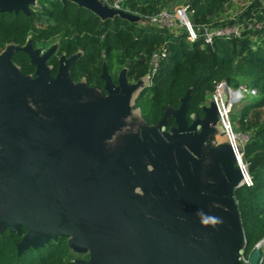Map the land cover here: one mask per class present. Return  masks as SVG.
<instances>
[{"label": "water", "instance_id": "1", "mask_svg": "<svg viewBox=\"0 0 264 264\" xmlns=\"http://www.w3.org/2000/svg\"><path fill=\"white\" fill-rule=\"evenodd\" d=\"M36 1L0 0V11L28 15ZM71 1L102 19H137L102 0ZM56 47L0 53V233L21 237L18 253L66 238L88 255L76 264H260L264 239L247 258L235 195L250 177L237 165L242 146L217 140L226 98L189 121L188 89L148 124L136 106L148 76L131 83L124 67L116 84L104 64V88L75 81L81 51L64 53L52 76Z\"/></svg>", "mask_w": 264, "mask_h": 264}, {"label": "trees", "instance_id": "2", "mask_svg": "<svg viewBox=\"0 0 264 264\" xmlns=\"http://www.w3.org/2000/svg\"><path fill=\"white\" fill-rule=\"evenodd\" d=\"M175 1L122 0V9L135 15V21L119 16L102 19L71 0L51 2L49 10L43 11L46 15L42 24L39 17L33 15L0 12V49L10 43L22 46L29 37L35 47H47L57 41L59 54L70 57L82 52L71 68V78L75 81L85 78L90 86L103 87L104 64L115 79L126 67L131 72L128 76L131 80L136 75L135 68L141 67L138 56H151L155 50L166 46L168 56L161 62L152 84L136 102L148 124H156L168 105L179 107L188 89H191L188 120L191 121L193 113L203 116L202 105L209 101L216 85L222 81L235 83V86L245 82L256 89L257 94L250 97L241 110L244 121L252 110L264 106V32L257 31L243 38H216L210 45L204 44L202 39L189 41L185 30L170 32L141 20ZM180 1L188 5L193 19L207 21L210 13L221 11L224 0ZM257 34L263 41L255 40ZM14 61L24 73L34 72L28 57L16 54ZM173 124L175 120L171 118L169 125ZM250 136L244 145V159L249 164L252 183L244 184L235 194L248 241L247 258L264 239V123ZM20 240L18 234L8 230L0 233V264H76L75 259L88 258L69 248L66 238L19 254L17 243ZM261 251L260 264H264V248Z\"/></svg>", "mask_w": 264, "mask_h": 264}, {"label": "built area", "instance_id": "3", "mask_svg": "<svg viewBox=\"0 0 264 264\" xmlns=\"http://www.w3.org/2000/svg\"><path fill=\"white\" fill-rule=\"evenodd\" d=\"M104 3L110 5L111 7L122 9L121 1L122 0H102ZM193 12L190 11L188 5L185 7H179L175 11L170 12L167 9L160 10L157 13L150 15L147 19L142 18L141 20L147 21L150 25L158 27L160 29H168L170 32H179V28L184 27L187 32V39L191 42L196 41L197 39H202L204 44L212 45L216 38L224 39H233L239 38L244 29L243 21H232L224 25H202L195 26L190 21L192 19ZM179 26V27H178ZM243 27V29H242ZM168 56V50L166 46L160 47L158 50H155L150 56V71L148 73L149 82H152L154 75L156 74L161 62L166 59ZM226 81H222L216 85V91L218 95H214L215 101H223V98H226V101L223 102V106L220 112L221 121L220 125L223 126L225 132L224 135L227 136L225 140L220 141H232L235 145H240L237 142V135L231 128L230 124V113L232 111L233 105H236L250 97H253L257 94L255 88H251L247 85H240L237 88H233ZM220 89H222L223 94L220 95ZM215 91V92H216ZM214 92V93H215ZM242 146V145H241ZM245 152L244 146L238 154L237 165L248 169L247 164L244 162ZM252 183L251 176L247 179L245 184Z\"/></svg>", "mask_w": 264, "mask_h": 264}, {"label": "rangeland", "instance_id": "4", "mask_svg": "<svg viewBox=\"0 0 264 264\" xmlns=\"http://www.w3.org/2000/svg\"><path fill=\"white\" fill-rule=\"evenodd\" d=\"M49 1L42 0L38 1L36 5L30 7L31 15L35 17H39L40 24L42 22H45V12L46 10H49ZM187 6L186 3H183V1L176 0L172 5L165 6L163 9H167L170 12L175 11L179 7H185ZM161 9V10H163ZM194 17V16H193ZM207 18V17H206ZM205 19L196 20L191 19V23L195 26H202V25H224L231 21H243L244 23V29L242 27V35L240 36L243 38L245 35L253 34L257 31L261 34L264 32V0H224L222 3V9L219 12H212L209 14V19L207 21H204ZM140 22V20H138ZM39 23V22H38ZM179 27V26H178ZM185 30L184 27L179 28V32ZM178 32V33H179ZM263 37L256 35L255 40H258V42L263 41L261 40ZM57 43V41H54L50 43L47 47H40V49L46 50L51 45ZM137 60H139L141 67L135 68L136 75H134V78L129 80L131 83L136 82L139 78L143 76H147L150 71V56L149 55H141L137 57ZM130 71L128 72V76L130 75ZM233 88H237L240 85H247L245 82H239L237 86L236 84H229ZM248 86V85H247ZM232 88V89H233ZM214 95H218V92L216 91L213 93L210 97V99H214ZM209 99V100H210ZM249 99H246L245 101H242L236 105H233L232 111L230 113V124L231 128L234 131V133L237 135V142L242 145V147L246 144V142L251 137L250 135L257 129L259 125L264 123V106L254 109L250 112V115L242 121L241 116V110L245 105L248 103ZM209 101L207 102V104ZM245 162V159H244ZM247 164L249 173V164ZM251 176V175H250ZM85 259L84 257H81Z\"/></svg>", "mask_w": 264, "mask_h": 264}, {"label": "flooded vegetation", "instance_id": "5", "mask_svg": "<svg viewBox=\"0 0 264 264\" xmlns=\"http://www.w3.org/2000/svg\"><path fill=\"white\" fill-rule=\"evenodd\" d=\"M38 1H42V0H37L36 1V3L38 2ZM44 1V0H43ZM46 1H49V3H51V2H54V1H58V0H46ZM36 3L34 4V5H36ZM33 5V6H34ZM30 7H32V6H30ZM1 12V11H0ZM1 13H8V12H1ZM8 14H10V15H19V14H25L24 12H22V11H20L19 13H15V12H12V13H8ZM26 16H30L31 15V11H30V14H25ZM29 41H31L32 42V39H31V37H29L28 38V40H27V42H26V44H24V45H17V44H15V45H17V46H21V47H24V46H26L28 43H29ZM10 44H14V43H10ZM9 44H7L3 49H0V53H2L3 52V50L8 46ZM53 45H57V47H56V49L53 51V53L50 55V57L48 58V61H47V63L49 64V65H52V71H51V74H52V76H56L57 75V73H58V68H59V65H60V58H61V56L64 54V53H62V54H59V51H60V48H59V43L57 42V43H55V44H53ZM53 45H51L50 47H52ZM32 46H33V48H35V49H37V48H39V47H35L34 45H33V43H32ZM49 47V48H50ZM49 48H47L46 50H48ZM42 50V53L43 52H45L46 50H43V49H41ZM16 54H18L20 57H28V60H29V64H30V58H29V56H26V55H21L20 53H16ZM16 54H14V56L16 55ZM14 56H13V60H14ZM66 58H69V57H67L66 56ZM15 62V61H14ZM16 63V62H15ZM32 66V65H31ZM73 66V65H72ZM34 67V66H33ZM72 68V67H71ZM122 70V69H121ZM121 70L119 71V73L116 75V79L113 77V74H111L110 72H109V70H108V73H109V75L111 76V78H112V81L114 82V83H118V76H119V74H120V72H121ZM70 71H71V69H70ZM34 72H35V67H34ZM34 72L33 73H30V74H34ZM127 73H128V71H127ZM127 77H128V75H127ZM102 79V78H101ZM103 80V79H102ZM104 81V80H103ZM104 84H105V81H104ZM149 84L151 85L152 84V82H149ZM149 85V86H150ZM101 88H104V85H103V87H101ZM85 259H88V258H85Z\"/></svg>", "mask_w": 264, "mask_h": 264}, {"label": "bare ground", "instance_id": "6", "mask_svg": "<svg viewBox=\"0 0 264 264\" xmlns=\"http://www.w3.org/2000/svg\"><path fill=\"white\" fill-rule=\"evenodd\" d=\"M220 95H222L223 94V91H222V89H220ZM225 139H227V136H219V140H225Z\"/></svg>", "mask_w": 264, "mask_h": 264}]
</instances>
